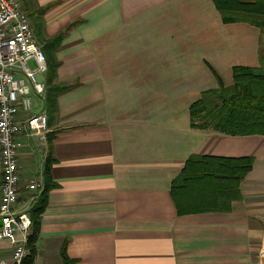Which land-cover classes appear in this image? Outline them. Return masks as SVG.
<instances>
[{"label": "crops", "instance_id": "0c3cea01", "mask_svg": "<svg viewBox=\"0 0 264 264\" xmlns=\"http://www.w3.org/2000/svg\"><path fill=\"white\" fill-rule=\"evenodd\" d=\"M34 2L51 4L46 41L69 26L51 58L52 85L70 87L51 114L39 73L44 96L31 90L20 113L49 116L44 138L20 135L16 211L30 214L46 167L53 180L32 264H64L62 249L73 264H264V135L197 129L190 113L235 66H259L264 31L225 23L213 0ZM193 154L254 158L230 210H178L173 182ZM13 249L0 239V260Z\"/></svg>", "mask_w": 264, "mask_h": 264}, {"label": "trees", "instance_id": "16d2710c", "mask_svg": "<svg viewBox=\"0 0 264 264\" xmlns=\"http://www.w3.org/2000/svg\"><path fill=\"white\" fill-rule=\"evenodd\" d=\"M225 23L247 22L264 31V0H213ZM24 9L33 18L39 41L42 36V17L50 5L37 7L34 0H23ZM30 7L34 12L29 13ZM72 26V25H70ZM47 40L42 48L46 58L50 85L46 94L49 113L56 111L57 96L70 86H53L58 62L52 57L64 33ZM233 84L220 83L218 88L202 92L200 99L190 107L192 127L216 130L229 134L264 135V55L260 54L259 66H235ZM254 158L220 157L193 154L189 157L180 175L173 182L178 210L225 211L239 197V183L251 170ZM53 180L49 168L45 170V185L35 205L30 210L32 231L28 240L29 253L22 264H32L36 253V241L40 232L41 215L46 208ZM64 264H73L62 249Z\"/></svg>", "mask_w": 264, "mask_h": 264}, {"label": "built area", "instance_id": "2783aa9c", "mask_svg": "<svg viewBox=\"0 0 264 264\" xmlns=\"http://www.w3.org/2000/svg\"><path fill=\"white\" fill-rule=\"evenodd\" d=\"M32 59L36 62L35 69L29 66ZM46 70V56L23 7V0H0V239L7 238L14 245L11 258L1 259L0 264H22L29 253L30 214L26 211L18 213L15 209L23 187L19 172L23 147L20 135L26 133L44 138L49 116L41 110L21 119L20 113L32 110L31 90L44 96L46 86L37 75ZM40 187L35 180L25 184L29 190Z\"/></svg>", "mask_w": 264, "mask_h": 264}, {"label": "rangeland", "instance_id": "374dc122", "mask_svg": "<svg viewBox=\"0 0 264 264\" xmlns=\"http://www.w3.org/2000/svg\"><path fill=\"white\" fill-rule=\"evenodd\" d=\"M29 66L34 69L35 68V64L33 61H29ZM37 78H39V75H37Z\"/></svg>", "mask_w": 264, "mask_h": 264}, {"label": "water", "instance_id": "95a60500", "mask_svg": "<svg viewBox=\"0 0 264 264\" xmlns=\"http://www.w3.org/2000/svg\"><path fill=\"white\" fill-rule=\"evenodd\" d=\"M1 225H2V221H1V219H0V227H1Z\"/></svg>", "mask_w": 264, "mask_h": 264}]
</instances>
